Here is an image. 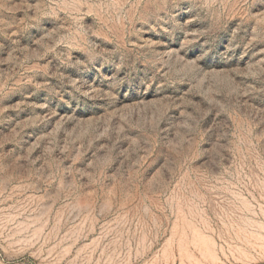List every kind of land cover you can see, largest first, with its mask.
I'll use <instances>...</instances> for the list:
<instances>
[{
    "label": "rangeland",
    "instance_id": "rangeland-1",
    "mask_svg": "<svg viewBox=\"0 0 264 264\" xmlns=\"http://www.w3.org/2000/svg\"><path fill=\"white\" fill-rule=\"evenodd\" d=\"M0 264H264V0H0Z\"/></svg>",
    "mask_w": 264,
    "mask_h": 264
}]
</instances>
